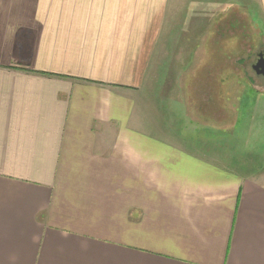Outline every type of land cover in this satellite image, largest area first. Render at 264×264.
Instances as JSON below:
<instances>
[{
    "label": "crops",
    "instance_id": "obj_1",
    "mask_svg": "<svg viewBox=\"0 0 264 264\" xmlns=\"http://www.w3.org/2000/svg\"><path fill=\"white\" fill-rule=\"evenodd\" d=\"M252 28L264 0H0V264H264V166L147 89L236 78Z\"/></svg>",
    "mask_w": 264,
    "mask_h": 264
},
{
    "label": "rangeland",
    "instance_id": "obj_2",
    "mask_svg": "<svg viewBox=\"0 0 264 264\" xmlns=\"http://www.w3.org/2000/svg\"><path fill=\"white\" fill-rule=\"evenodd\" d=\"M242 27L239 24L238 29L241 31ZM249 32V36L240 33L226 36L222 42L223 47L227 45L237 50L236 78L223 76L215 78L212 84H188L184 78L176 76V69H172L166 84H150L147 88L154 92V101L163 98V105L169 107L164 104L168 100L172 106L180 107L178 112H182V116L183 108L202 106L205 115H192L190 124L199 123L201 118L204 125L185 135L192 140L198 138L194 141L196 144L201 143L200 146L216 151L215 155L210 152L214 159L241 173H250L264 166V75H257L252 68L256 65L261 45L256 29ZM165 117L170 121L164 124L166 128L172 126L173 120L181 118L173 116L170 120V115ZM204 127L220 129L207 132L202 130ZM155 136L161 138L163 134L159 132Z\"/></svg>",
    "mask_w": 264,
    "mask_h": 264
},
{
    "label": "water",
    "instance_id": "obj_3",
    "mask_svg": "<svg viewBox=\"0 0 264 264\" xmlns=\"http://www.w3.org/2000/svg\"><path fill=\"white\" fill-rule=\"evenodd\" d=\"M253 70H255L258 75H264V59L258 61L256 65L253 66Z\"/></svg>",
    "mask_w": 264,
    "mask_h": 264
},
{
    "label": "flooded vegetation",
    "instance_id": "obj_4",
    "mask_svg": "<svg viewBox=\"0 0 264 264\" xmlns=\"http://www.w3.org/2000/svg\"><path fill=\"white\" fill-rule=\"evenodd\" d=\"M261 59H264V53H261V54H259L258 55V59H256L257 61H256V63L258 62V61H260ZM253 68V67H252ZM261 70V69H260ZM254 71V73H256L255 72V70H253ZM257 74V73H256ZM258 75V74H257ZM262 76V75H261Z\"/></svg>",
    "mask_w": 264,
    "mask_h": 264
}]
</instances>
